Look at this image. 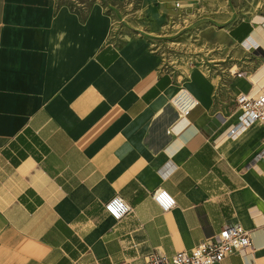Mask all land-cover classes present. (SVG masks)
<instances>
[{
    "label": "crops",
    "instance_id": "0c3cea01",
    "mask_svg": "<svg viewBox=\"0 0 264 264\" xmlns=\"http://www.w3.org/2000/svg\"><path fill=\"white\" fill-rule=\"evenodd\" d=\"M178 34L204 55L218 36L264 54V2L0 0V264H145L235 224L250 246L217 264H264L261 131L228 133L234 96L263 87L264 66L252 81L253 60L237 62L254 66L243 77L183 74L162 56ZM113 195L130 207L119 220L102 207Z\"/></svg>",
    "mask_w": 264,
    "mask_h": 264
},
{
    "label": "built area",
    "instance_id": "2783aa9c",
    "mask_svg": "<svg viewBox=\"0 0 264 264\" xmlns=\"http://www.w3.org/2000/svg\"><path fill=\"white\" fill-rule=\"evenodd\" d=\"M173 7L184 12L188 6H182L175 2ZM180 36V34L175 35ZM190 38V35L188 36ZM171 43H176L173 41ZM192 61H189L191 64ZM237 77H243L245 70L233 71ZM175 107L182 113L186 112L188 107L182 109L181 99L177 98ZM234 104L238 110L235 123L229 134H235L248 125L257 124L261 131V142L264 145V89L259 93L250 95L247 92H240L233 98ZM264 157V151L261 154ZM150 197L153 202L165 212L175 206V200L172 195L163 189L156 188L151 191ZM104 211L114 220H119L129 211V205L117 195H113L103 202ZM250 246L248 232L240 225H224L217 232L203 237L196 245L188 250H179L171 255H165L156 249L149 251L145 256V264H217L226 255L231 253H242Z\"/></svg>",
    "mask_w": 264,
    "mask_h": 264
},
{
    "label": "rangeland",
    "instance_id": "374dc122",
    "mask_svg": "<svg viewBox=\"0 0 264 264\" xmlns=\"http://www.w3.org/2000/svg\"><path fill=\"white\" fill-rule=\"evenodd\" d=\"M264 2V0H263ZM228 5V4H227ZM229 5L231 6H239L242 8H244V6H247L246 2H233L230 1ZM240 18V15L236 16L235 18H233L232 20H237ZM231 20V19H230ZM229 22V21H228ZM211 26H213V29L216 30V28H220V24H219V20H217L216 22H212ZM192 31H194V29H192ZM222 31L220 30L221 33ZM188 37V36H186ZM182 38V36H174L172 39H168L169 43L166 45V49H164V54H162V56L165 58V62H171V65H174L175 68L177 70H181L184 73H186L189 70V65H194L196 64L199 69H201L204 73L208 74H224L230 77V73H229V69L230 71H235L237 69L239 70H245L246 73L251 72L252 68H254V66L252 65V63L250 64H241V66H238L237 62L242 59V60H250V61H255L256 64L259 66L256 70H254L252 72V74L249 76L251 81H252V75L261 67L264 66V64H262L264 62V54H262L260 51L254 50L253 52H250L247 54H239V53H232V50H228V42L227 40H225L223 38V36H218L216 38V44L217 43H221L223 44V46L219 47V50H215V44H211L208 48H212V50L210 49V52H208V54L204 55V53H206L204 51L203 47L202 49H200L199 46H193L190 45L189 43L192 42V40L195 38V35L190 36V38L187 40L188 41V45H178L176 43H171L174 40L175 41H180ZM215 41V40H214ZM218 52V53H217ZM220 58H223L224 60H222L223 62L220 61ZM192 61L191 64H189V61ZM206 60H214V61H219L221 62V66L218 67H211L210 64H212L210 61L206 62ZM202 63V64H201ZM237 65H236V64ZM207 64V65H206ZM237 70V71H239ZM232 76V75H231ZM254 83V82H253ZM256 85V83H254ZM183 90V89H181ZM179 90V91H181ZM178 91V92H179ZM176 92V94L178 93ZM175 94V95H176ZM174 95V96H175ZM172 96V98L174 97ZM172 102V99H171ZM230 102L233 103L230 99Z\"/></svg>",
    "mask_w": 264,
    "mask_h": 264
},
{
    "label": "bare ground",
    "instance_id": "6f19581e",
    "mask_svg": "<svg viewBox=\"0 0 264 264\" xmlns=\"http://www.w3.org/2000/svg\"><path fill=\"white\" fill-rule=\"evenodd\" d=\"M251 45V44H250ZM256 91H252V93L250 94V95H254V94H256V93H259L262 89H264V86L263 87H256ZM260 89V90H259ZM259 90V91H258ZM187 91H185V90H181V91H179L173 98H172V104L173 105H175V103H177V98L179 99H181V104H182V109H185L188 105H190L191 103H193V100L189 97V95L186 93ZM192 97V96H191ZM182 113V112H181ZM231 137H233V136H231Z\"/></svg>",
    "mask_w": 264,
    "mask_h": 264
}]
</instances>
